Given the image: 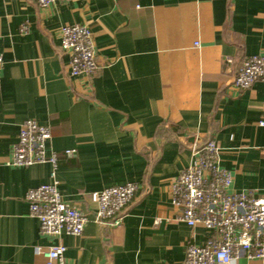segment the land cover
Returning <instances> with one entry per match:
<instances>
[{
    "label": "crops",
    "instance_id": "obj_1",
    "mask_svg": "<svg viewBox=\"0 0 264 264\" xmlns=\"http://www.w3.org/2000/svg\"><path fill=\"white\" fill-rule=\"evenodd\" d=\"M75 24L93 32L94 75L70 76L60 34ZM0 53V264H46L37 249L57 244L71 264H183L186 247L210 236L180 222L171 201L196 137L216 141L234 189L264 198V80L236 91L226 63L264 54V0H73L46 9L0 0ZM29 119L51 129L59 190L89 219L80 237L43 236L29 215L26 193L52 181L48 164L9 165ZM127 183L138 189L122 224L96 223L90 194Z\"/></svg>",
    "mask_w": 264,
    "mask_h": 264
},
{
    "label": "built area",
    "instance_id": "obj_2",
    "mask_svg": "<svg viewBox=\"0 0 264 264\" xmlns=\"http://www.w3.org/2000/svg\"><path fill=\"white\" fill-rule=\"evenodd\" d=\"M73 0H36L46 9L58 2ZM199 43L195 44L198 47ZM60 48L70 60V76L79 78L94 75L99 70L96 61L94 35L86 25H66L61 28ZM233 68V87L236 91L251 88L264 80V54L244 57L238 63L226 59ZM4 64L0 53V71ZM236 65V66H235ZM2 79L0 76V90ZM264 126V122L261 123ZM51 129L34 120L20 126L17 142L12 147L9 165L29 168L51 166L52 181L30 189L25 196L29 215L40 223L43 236L80 237L89 222L84 211L64 200L56 180L58 156L50 149ZM191 164L183 169L171 187V201L179 210V221L191 228L203 227L208 240L189 244L183 264H230L245 256L249 260L264 259V198L249 191L233 188L232 174L221 166L220 147L214 140L196 137L190 145ZM67 155L74 154L67 151ZM135 183L110 187L90 194L95 206V222L106 227H118L123 222L122 211L137 193ZM46 264H71L65 257L66 247L57 244L47 250L37 249Z\"/></svg>",
    "mask_w": 264,
    "mask_h": 264
}]
</instances>
